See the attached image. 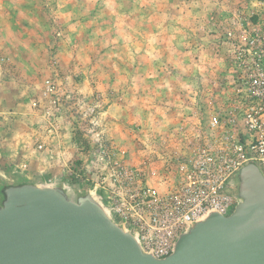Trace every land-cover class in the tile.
<instances>
[{"label":"rangeland","instance_id":"obj_1","mask_svg":"<svg viewBox=\"0 0 264 264\" xmlns=\"http://www.w3.org/2000/svg\"><path fill=\"white\" fill-rule=\"evenodd\" d=\"M248 20L264 0H0V178L167 190L176 156L231 136Z\"/></svg>","mask_w":264,"mask_h":264},{"label":"water","instance_id":"obj_2","mask_svg":"<svg viewBox=\"0 0 264 264\" xmlns=\"http://www.w3.org/2000/svg\"><path fill=\"white\" fill-rule=\"evenodd\" d=\"M234 179V213L194 222L159 260L93 191L1 177L0 264H264V174L249 163Z\"/></svg>","mask_w":264,"mask_h":264},{"label":"built area","instance_id":"obj_3","mask_svg":"<svg viewBox=\"0 0 264 264\" xmlns=\"http://www.w3.org/2000/svg\"><path fill=\"white\" fill-rule=\"evenodd\" d=\"M234 48L240 88L230 103L231 136L176 156L174 181H165V191L129 170L112 175L105 188L101 201L111 217L156 259L172 255L178 238L194 222L212 212L234 213L240 203L233 193L234 178L243 166L255 163L264 174V20L246 21Z\"/></svg>","mask_w":264,"mask_h":264}]
</instances>
